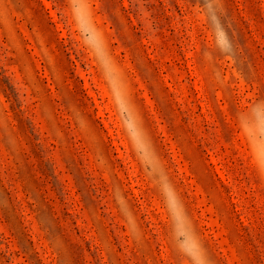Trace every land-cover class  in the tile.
<instances>
[{
	"label": "rangeland",
	"instance_id": "obj_1",
	"mask_svg": "<svg viewBox=\"0 0 264 264\" xmlns=\"http://www.w3.org/2000/svg\"><path fill=\"white\" fill-rule=\"evenodd\" d=\"M0 264H264V0H0Z\"/></svg>",
	"mask_w": 264,
	"mask_h": 264
}]
</instances>
